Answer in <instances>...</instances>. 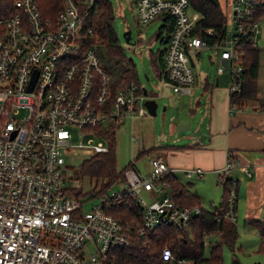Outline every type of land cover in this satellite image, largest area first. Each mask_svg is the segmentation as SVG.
I'll return each mask as SVG.
<instances>
[{"label": "built area", "instance_id": "2783aa9c", "mask_svg": "<svg viewBox=\"0 0 264 264\" xmlns=\"http://www.w3.org/2000/svg\"><path fill=\"white\" fill-rule=\"evenodd\" d=\"M226 2L224 38L208 43L214 29L200 25L203 15L189 0H136L140 23L164 13L174 19L159 76L163 90L190 93L195 80L192 56L206 47L218 51L216 58H208L216 73L229 74V93L238 89L243 70L239 35L248 28L255 41V14L264 0ZM12 6L10 13L0 7V264H109L108 253L127 245L131 232L144 237L160 222L183 225L197 214L199 205L178 206L170 197L162 175L171 169L159 155L148 158V173L128 167L119 190L82 209L81 198L66 190L64 152L81 147L93 153L107 145H73L69 127L132 120L147 112L145 99L154 96L144 94L134 81L113 91L111 74L100 63L95 44L86 40L92 32L86 18L98 10L95 0H64L54 17L44 16L37 0H13ZM232 164L228 154L225 165L214 170L221 182ZM203 171L184 169L187 176ZM122 192L141 206L139 220L122 222L106 211ZM236 199L232 179L223 214L232 221ZM88 242L95 244L94 251H86ZM160 255L173 258L166 244Z\"/></svg>", "mask_w": 264, "mask_h": 264}, {"label": "trees", "instance_id": "16d2710c", "mask_svg": "<svg viewBox=\"0 0 264 264\" xmlns=\"http://www.w3.org/2000/svg\"><path fill=\"white\" fill-rule=\"evenodd\" d=\"M13 0H0V7L6 13L14 12ZM39 9L44 16L54 17L61 8L64 0H37ZM190 6L203 15L200 25L213 27L212 35L207 37L208 43L221 41L224 38L225 14L218 2L213 0H189ZM98 6L96 12L87 16L85 26L92 32L87 36V45L104 46L113 62L103 65L111 74L112 89L117 90L134 81L141 90L134 64L128 58L124 49L118 45L117 37L112 27L113 11L110 0H95ZM264 14V4L258 9L255 17ZM162 23L159 25L155 38L161 47L156 52L150 51V62L159 78L163 67V56L169 33L173 27L174 19L169 13L161 15ZM238 50L241 53L243 70L240 72L241 80L238 89L229 93V108L244 109L250 101H255L257 107L264 108V97H257V76L259 67V54L261 47L252 39V32L246 28L240 33ZM204 88H207L205 84ZM121 122H114L107 128L101 125L89 127L97 128L106 138L107 149L97 151L83 158L76 169L71 167L72 175L69 178L81 180L87 177L93 186L83 192L81 187L67 185V192L75 198L81 196H103L109 187L125 182V170L132 166L129 162L121 169H116V139L115 129ZM264 133V128L262 130ZM264 150V146H263ZM69 166V165H68ZM162 178L168 183L166 189L170 197L178 206L199 205L200 211L190 217L183 225L167 221L160 222L144 237L131 232L127 245L117 246L107 255L109 264H223V248L234 250L238 237L235 221L224 216L227 208L226 197L232 178L224 176L222 179L223 194L218 206L205 208L199 197L172 170L164 172ZM236 205V202H235ZM106 211L122 222L139 220L141 206L127 192H122L112 198ZM235 211V207H234ZM245 222L254 227L258 233L259 241L257 251L264 253V218H248ZM168 245L172 252V259H163L160 255L162 245ZM259 264V263H256Z\"/></svg>", "mask_w": 264, "mask_h": 264}, {"label": "rangeland", "instance_id": "374dc122", "mask_svg": "<svg viewBox=\"0 0 264 264\" xmlns=\"http://www.w3.org/2000/svg\"><path fill=\"white\" fill-rule=\"evenodd\" d=\"M110 2L113 11L112 27L117 37V43L134 64L141 86L148 91L149 95L154 96L157 102L155 114H150L147 111L140 117L123 121L115 129L116 169H121L129 162H133L132 165L136 169L146 174L150 171L148 162L150 156L164 155L167 146L170 148L172 145L178 146L186 144L189 140L193 141V132L197 129H205L209 113V90L203 88L204 78H208L212 82L218 75L219 83L225 81L228 86L227 72L224 71L221 75L217 74L216 64L210 62L208 58L210 54L216 58L218 54L216 49L202 48L199 54L192 56L195 74L192 91L188 94H179L173 92L171 88L163 90L150 62V51L156 52L161 47L160 42L155 38L157 29L162 23L161 17L157 16L148 23H140L136 16V0H110ZM218 2L227 13L226 0H218ZM127 29H130L129 41H126L123 35ZM255 41L261 47L260 58L263 59L264 14L259 17V32L255 36ZM96 51L101 64L107 65L113 62V58L108 55L104 46H98ZM231 110H237V108H231ZM109 123L103 121L100 129L107 128ZM69 130L72 133L70 142L73 145L79 142L85 143L84 145L91 142L106 144V138L97 128L70 126ZM90 154L91 152L81 147H73L64 152L65 164L69 165L66 171L67 184L74 187L80 186L83 192L88 191L94 185L93 182L90 184L87 177L81 180L69 177L72 175L71 167L76 169L81 160ZM234 165L232 164L230 169ZM211 174L208 173L204 178L196 179L195 176H187L183 171L178 172L179 178L186 185L200 193L201 204L205 208L216 206L222 191L221 179L214 170L211 171ZM213 176L214 178H210ZM121 186L122 184H115L108 188L107 193L119 190ZM144 196L148 201L150 200L146 193ZM80 198L83 201L82 209L84 211L102 200L100 196L87 197L85 195ZM236 218L238 237L235 248L233 251L228 247L223 248V264H231L233 258H238L245 264H264V253L257 251L259 236L256 229L247 224L241 215H237ZM95 248L93 242H88L85 245L88 252L94 251Z\"/></svg>", "mask_w": 264, "mask_h": 264}, {"label": "crops", "instance_id": "0c3cea01", "mask_svg": "<svg viewBox=\"0 0 264 264\" xmlns=\"http://www.w3.org/2000/svg\"><path fill=\"white\" fill-rule=\"evenodd\" d=\"M260 56L261 54L256 95L264 97V57L261 59ZM217 74L221 75L223 72ZM227 77L229 82L228 73ZM204 81L203 85L207 84L209 90V113L205 129L199 126L203 140L195 143L197 136L193 135V141L189 140L186 144L178 146L172 145L170 148L167 146L166 153L159 156L177 176L179 171L184 172L186 168H202L203 174L191 175L197 179L221 168L230 154L235 165L225 176L237 183L236 216L241 215L244 221L248 218H264V108L257 107L255 101H250L246 108L232 111L229 108L227 83L224 81L220 84L218 75L212 82L208 78H204ZM188 188L196 193L201 201L200 193L189 186ZM222 194L223 186L219 203Z\"/></svg>", "mask_w": 264, "mask_h": 264}, {"label": "water", "instance_id": "95a60500", "mask_svg": "<svg viewBox=\"0 0 264 264\" xmlns=\"http://www.w3.org/2000/svg\"><path fill=\"white\" fill-rule=\"evenodd\" d=\"M213 1L216 2V0H213ZM123 35L125 37V40L126 41H129V38H130V29H127L126 31H124ZM142 89H143L144 94H147V90L144 87ZM144 103H145V106L147 108V111L150 114H155L156 113L157 102L155 101V98L154 97H147L145 99V102ZM193 135L194 136H197V139L195 140V143H198L199 141H202L203 140V137L201 136L202 133H201V130L200 129L195 130L193 132ZM231 264H245V263L240 262L238 258H233ZM246 264H256V263H246Z\"/></svg>", "mask_w": 264, "mask_h": 264}]
</instances>
